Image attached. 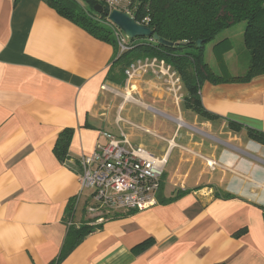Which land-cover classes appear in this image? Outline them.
<instances>
[{
	"label": "crops",
	"instance_id": "obj_1",
	"mask_svg": "<svg viewBox=\"0 0 264 264\" xmlns=\"http://www.w3.org/2000/svg\"><path fill=\"white\" fill-rule=\"evenodd\" d=\"M235 27L206 51L225 78L241 75L225 66L234 37L244 38ZM117 54L48 0H0V264H49L71 206L75 225L88 221L93 190L81 186L80 158L105 142L103 131L165 158L158 204L108 217L60 264H264V144L229 126L264 131V75L206 81L209 119L186 106L182 78L164 61L109 79ZM67 128L61 160L54 149Z\"/></svg>",
	"mask_w": 264,
	"mask_h": 264
},
{
	"label": "trees",
	"instance_id": "obj_2",
	"mask_svg": "<svg viewBox=\"0 0 264 264\" xmlns=\"http://www.w3.org/2000/svg\"><path fill=\"white\" fill-rule=\"evenodd\" d=\"M62 16L95 37L113 44L118 49L108 78L123 83L127 78V70L137 61L157 59L174 69L182 78L186 89V106L196 113L214 119L204 106L201 96L202 85L206 82H250L253 78L264 75V0H130V14L140 24L149 26L154 34L173 43L165 45L153 37H138L127 40L128 49L121 51L116 32H122L109 21L106 11L95 10L98 4L108 6L107 0H48ZM245 22L244 45L248 52L249 64L245 73L225 78L217 75L206 61L208 44L218 35L237 23ZM198 40H202L201 46ZM224 41L217 42L215 47ZM229 126L237 131L245 129L247 135L264 144V131L245 126L234 120ZM73 129L67 128L60 133L55 153L65 160ZM180 191L173 198L184 194ZM232 197L226 193L225 198ZM75 206L69 210V221L73 218ZM94 226L84 221L79 225L69 226L68 234L62 250L57 258L49 264H60L89 235ZM244 230L239 231L241 234ZM150 242L134 248L136 252L147 249Z\"/></svg>",
	"mask_w": 264,
	"mask_h": 264
},
{
	"label": "built area",
	"instance_id": "obj_3",
	"mask_svg": "<svg viewBox=\"0 0 264 264\" xmlns=\"http://www.w3.org/2000/svg\"><path fill=\"white\" fill-rule=\"evenodd\" d=\"M107 2L112 9L130 12V0ZM116 35L121 51L128 49L123 32ZM102 135L105 142L80 158L81 186L93 190L92 201L86 206L91 225L101 224L117 212H139L156 206L165 173L164 157L131 144L126 137L117 138L107 131ZM72 225L73 219L68 222Z\"/></svg>",
	"mask_w": 264,
	"mask_h": 264
},
{
	"label": "water",
	"instance_id": "obj_4",
	"mask_svg": "<svg viewBox=\"0 0 264 264\" xmlns=\"http://www.w3.org/2000/svg\"><path fill=\"white\" fill-rule=\"evenodd\" d=\"M95 10L99 13L106 11L109 21L116 25L129 39L138 37H153L161 44L173 45L172 42L154 34L153 30L149 26L138 23L128 11H123L118 8L112 9L109 5L104 7L101 4L96 5ZM202 43V40H198L199 46H201Z\"/></svg>",
	"mask_w": 264,
	"mask_h": 264
},
{
	"label": "rangeland",
	"instance_id": "obj_5",
	"mask_svg": "<svg viewBox=\"0 0 264 264\" xmlns=\"http://www.w3.org/2000/svg\"><path fill=\"white\" fill-rule=\"evenodd\" d=\"M236 26L237 27H235L234 29H239L240 26H245V22L237 23ZM222 34L223 33L218 35V37L216 38V41L212 42L211 44H214L215 42L219 41V38L222 37ZM126 38H127V40H129L128 37H126ZM233 44H234L235 52L237 53V56L233 60L228 61L225 66L228 67L231 75H235L237 73L243 74L247 70L248 64H249L248 52H247V49L244 45L243 36L242 35L235 36L234 40H233ZM119 48H120V46H119ZM208 48H210V46ZM206 61L208 62L210 68L217 75L222 76L218 63L213 58H211V56L208 55V52L206 55ZM230 73L227 75L230 76ZM93 226H96V225H93Z\"/></svg>",
	"mask_w": 264,
	"mask_h": 264
}]
</instances>
